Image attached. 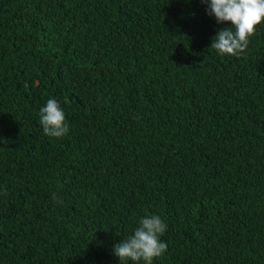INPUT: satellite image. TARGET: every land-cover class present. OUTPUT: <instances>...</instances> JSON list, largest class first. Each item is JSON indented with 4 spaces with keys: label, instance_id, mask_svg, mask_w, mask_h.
I'll return each mask as SVG.
<instances>
[{
    "label": "trees",
    "instance_id": "trees-1",
    "mask_svg": "<svg viewBox=\"0 0 264 264\" xmlns=\"http://www.w3.org/2000/svg\"><path fill=\"white\" fill-rule=\"evenodd\" d=\"M206 7L0 0V264H120L153 214V264H264V24L221 55Z\"/></svg>",
    "mask_w": 264,
    "mask_h": 264
},
{
    "label": "clouds",
    "instance_id": "clouds-1",
    "mask_svg": "<svg viewBox=\"0 0 264 264\" xmlns=\"http://www.w3.org/2000/svg\"><path fill=\"white\" fill-rule=\"evenodd\" d=\"M206 5L209 16L218 24H230L212 38L210 49L221 55L238 56L249 44L257 26L264 24V0H200ZM40 124L45 135L62 137L69 131L66 116L60 103L50 98L39 110ZM6 142V141H5ZM53 199H56L55 195ZM167 224L159 215L142 217L133 234L124 237L113 246V254L120 264H153L167 251V242L162 240Z\"/></svg>",
    "mask_w": 264,
    "mask_h": 264
}]
</instances>
